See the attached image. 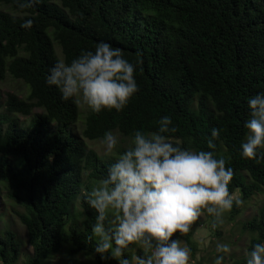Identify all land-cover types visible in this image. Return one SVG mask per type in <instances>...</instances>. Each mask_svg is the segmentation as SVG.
I'll use <instances>...</instances> for the list:
<instances>
[{
    "label": "trees",
    "instance_id": "trees-1",
    "mask_svg": "<svg viewBox=\"0 0 264 264\" xmlns=\"http://www.w3.org/2000/svg\"><path fill=\"white\" fill-rule=\"evenodd\" d=\"M0 7V82L10 76L29 93L3 99L0 92V184L23 208L15 214L32 247L24 264H42L66 245L70 255L117 264L94 251L96 213L83 197L113 162L87 143L102 140L108 130L131 137L136 130L156 131V122L169 116L177 129L170 134L174 144L212 151L233 170L228 191L238 193L241 203L234 204L230 220L264 189V149L253 159L240 155L247 100L264 93V0H30L24 9L19 0H0ZM26 19L33 21L30 29L21 27ZM101 41L135 65L138 92L119 113L89 111L77 135L79 107L63 100L45 77L57 59L70 62ZM19 115L31 118L22 125ZM213 128L219 136L209 149ZM244 229L252 235L248 250L264 243V206ZM193 233L190 228L177 235L194 257ZM22 247L15 232H0V264H17ZM141 252L130 245L124 255Z\"/></svg>",
    "mask_w": 264,
    "mask_h": 264
},
{
    "label": "clouds",
    "instance_id": "clouds-1",
    "mask_svg": "<svg viewBox=\"0 0 264 264\" xmlns=\"http://www.w3.org/2000/svg\"><path fill=\"white\" fill-rule=\"evenodd\" d=\"M30 0H19V8ZM32 19L21 24L30 29ZM135 65L119 48L98 42L93 50H81L70 62L57 59L45 82L55 86L61 98L92 113L121 112L138 92ZM249 119L240 155L253 159L264 149V93L248 98ZM157 130H136L128 145L117 154L119 134L105 131L102 138L106 157H114L106 176L83 193L86 204L95 210L90 239L94 251L117 264H189L190 249L176 235L189 232L190 225L203 213L213 218V228L224 213L241 201L228 191L233 170L212 151H193L173 143L177 129L169 116L161 117ZM219 131L213 128L207 147L214 149ZM130 245L140 255L125 257ZM231 249L216 245L213 264H224ZM244 264H264V243H255L245 252Z\"/></svg>",
    "mask_w": 264,
    "mask_h": 264
},
{
    "label": "rangeland",
    "instance_id": "rangeland-1",
    "mask_svg": "<svg viewBox=\"0 0 264 264\" xmlns=\"http://www.w3.org/2000/svg\"><path fill=\"white\" fill-rule=\"evenodd\" d=\"M0 8L4 9L5 7ZM0 92L3 99H5L7 93H15L19 98L23 99H26L29 94L27 86L22 81L14 80L10 76L0 82ZM79 111L78 122L73 126V132L77 135L82 134L85 117L90 110L86 106L81 105ZM41 112L42 110L40 109L33 110V114ZM30 118L31 116H18L22 125L27 124ZM113 132L119 134L120 145L117 149L118 154V152L122 151L128 145L131 137L123 136L118 131ZM87 143L89 148L95 150L101 157L114 159V157H106L104 155L102 140L87 141ZM98 182L97 180L92 181L91 188L98 184ZM10 191L5 184H0V232L10 229L22 240V254L17 264H24L32 254V247L28 244L25 227L15 214V211L22 212L23 208L12 199ZM233 197L234 199H240L238 193L233 195ZM262 206H264V189L242 204L241 213L234 220H230V212L224 213L221 221L216 223L215 228L212 226L213 218L207 213H203L201 217L192 222L193 225H190V228L194 230L193 240L196 245V254L193 257L190 252L189 264H213L214 257L217 255L216 245L218 243L228 244L231 249L230 253L226 255L224 264H234L236 260L244 258V254L248 250L252 237L250 231L244 229V224L255 217ZM74 208L77 214L80 210L79 203ZM77 220L81 223L80 219ZM179 239L182 241L183 246L189 248V245L184 239L180 237ZM69 247L66 245L62 253L50 257L43 261L42 264H95L92 259L83 254L70 255Z\"/></svg>",
    "mask_w": 264,
    "mask_h": 264
}]
</instances>
